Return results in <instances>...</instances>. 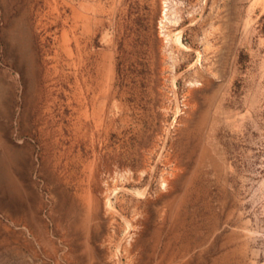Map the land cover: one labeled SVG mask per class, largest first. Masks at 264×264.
I'll return each mask as SVG.
<instances>
[{"label": "rangeland", "instance_id": "374dc122", "mask_svg": "<svg viewBox=\"0 0 264 264\" xmlns=\"http://www.w3.org/2000/svg\"><path fill=\"white\" fill-rule=\"evenodd\" d=\"M0 264H264V0H0Z\"/></svg>", "mask_w": 264, "mask_h": 264}, {"label": "bare ground", "instance_id": "6f19581e", "mask_svg": "<svg viewBox=\"0 0 264 264\" xmlns=\"http://www.w3.org/2000/svg\"><path fill=\"white\" fill-rule=\"evenodd\" d=\"M178 39V38H177ZM178 41V40H177ZM179 43V42H178Z\"/></svg>", "mask_w": 264, "mask_h": 264}]
</instances>
